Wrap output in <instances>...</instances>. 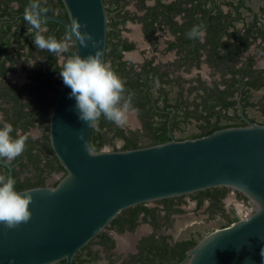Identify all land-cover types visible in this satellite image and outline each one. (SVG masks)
Returning a JSON list of instances; mask_svg holds the SVG:
<instances>
[{
	"label": "water",
	"instance_id": "1",
	"mask_svg": "<svg viewBox=\"0 0 264 264\" xmlns=\"http://www.w3.org/2000/svg\"><path fill=\"white\" fill-rule=\"evenodd\" d=\"M244 2L245 0H241ZM69 20L47 16L68 27L72 18L103 43L108 19L104 0H63ZM96 49L76 43L86 57ZM71 89L63 85L50 115L52 148L67 174L56 186L33 187L32 218L16 229L0 224V264H73L75 256L129 207L212 188L232 187L255 211L202 237L185 264H264V123L253 122L241 107L244 126L199 137L136 149H85L91 130L79 118ZM240 104V102H239ZM241 105V104H240ZM83 132L84 140H80ZM9 168L7 161H0ZM16 189V188H15ZM18 191V190H17Z\"/></svg>",
	"mask_w": 264,
	"mask_h": 264
},
{
	"label": "trees",
	"instance_id": "2",
	"mask_svg": "<svg viewBox=\"0 0 264 264\" xmlns=\"http://www.w3.org/2000/svg\"><path fill=\"white\" fill-rule=\"evenodd\" d=\"M14 0H0V22L4 14H9L14 11L10 3ZM121 1V0H120ZM22 7L17 11H23L25 6L29 5V0H20ZM190 2L191 6H182L183 1L165 3L163 0H157V4L148 8V17L151 22L146 27L147 36L151 37L155 31V23L165 21L171 28L179 32L178 41H180L182 48L185 50V61H192L200 66L203 52H207L208 61L216 62L222 67L230 70L232 67L233 77L231 80H224L222 84L224 88L219 86V83L214 82L212 85L200 82L198 85L189 86L186 89H181L176 97L170 96V90L166 89V85H172L173 79L169 77L168 71H161L159 67L152 66L151 61L140 72H136L133 68H127L126 62L121 61L122 51L133 48V44H129L119 37L116 30L118 21L110 23L112 27L108 31V44L106 50V61H112V68L126 81V88L134 93L133 106L138 110V116L142 121L144 135L148 138L147 142L142 141V135L139 131H127L123 127H117L112 122L100 118L96 127L91 130V147L94 151H101L106 145L115 146V140L120 139L123 141L121 149H136L144 146L155 144H162L169 142L172 137L170 131L175 133L182 128V125L191 121H196L198 124V131L188 137L178 138L184 140L188 138H199L207 136L216 130L232 127L244 126L246 122L242 119L240 110L241 107L246 109L255 105L251 102L250 91L252 88H259L264 85L260 76H257L251 68H236V65L226 67L228 63L235 60V56L243 49L249 47L257 37L264 36V19L261 21V15L252 7L247 6L241 0H226L224 3L232 12H225L222 4L212 3L213 0H185ZM141 3L146 6L145 0ZM42 6L49 9L48 15H53L58 10L60 17L69 20V14L63 0H47L42 1ZM249 11V15L244 13V10ZM185 13V21L178 23L175 17L177 14ZM200 14V16H199ZM249 19V20H248ZM241 23L243 27H238L237 24ZM49 27L45 35L55 36L61 39L68 31V27L57 22L47 21ZM15 23L7 22L0 29V76H4L6 71L12 70V67H6V62L9 60L12 63L16 62V57L11 48L14 43L18 42V48L23 45L29 44L30 50L28 53H21L22 55L32 57L36 51L33 44L35 30L27 34L24 44H21V37L30 26L24 20L18 24V29L13 30ZM193 26H203L206 31L205 40L202 39H189L186 33L193 28ZM233 28V30H230ZM118 39L116 42L115 39ZM156 39H154V42ZM178 45L171 43V47ZM76 53V44H74L68 54ZM4 56L2 60L1 57ZM45 57L48 58L46 64L48 72L39 69L35 71V76L32 78V83L29 85L32 91L39 94L38 100H33L32 103L25 105L38 109L36 116L34 111L25 112V105L20 104L18 101L24 97L23 88H4V90L13 91V98L17 101L16 109L17 115L12 121L14 128L13 137H16L18 128L21 127L23 133L26 135L29 130V125L34 124V121L39 116L41 119V126L45 129V136L47 143H45L40 152H34L36 141L28 136L26 142V150L19 156L20 159H27L28 162H21L20 169L24 170L33 165L36 168L33 176H27L21 179L20 171L14 169V178L16 179V190L22 191L33 187L44 186L46 176L44 173L56 171H64V166L59 161L58 157L53 153L50 143L49 135V117L50 111L54 107L56 97H46V91H55L58 95L64 85L63 79L59 81H52V74L59 69L58 57L48 51H45ZM251 63V61H250ZM249 77L248 80H245ZM159 85V87H157ZM28 87V86H27ZM157 89L158 96L154 95V90ZM7 93V92H6ZM193 95V96H192ZM238 95L241 96L240 100ZM192 96V97H191ZM34 101L36 103H34ZM239 102L241 107L239 106ZM233 113H230V111ZM264 111V110H263ZM246 113V112H245ZM247 114V113H246ZM248 115V114H247ZM35 116V117H34ZM22 118H27L26 124H22ZM251 121L256 122L254 118ZM116 149V148H115ZM47 152V161L42 163V153ZM53 154L50 158L49 155ZM0 175L8 176V169L0 164ZM58 182L55 184V186ZM228 189L226 187H212L201 194L194 197L199 200V205L203 203L205 198H210L215 207L222 210V199L225 197ZM182 200V196H175L165 198L162 201L166 204V216L169 218L173 212H182L181 209L175 207V201ZM145 213L147 220L148 217L152 218L153 224H159L156 215L158 209L148 208L143 204H138L122 210L119 215L111 222L112 226H118L124 230L128 226L130 230H134L137 225V219L141 213ZM238 221L237 218L231 219L224 227L231 225ZM96 239L91 240L80 252L75 256L73 264H100L104 257L101 256L100 251L94 248L95 243L104 244L108 250L115 247V241L109 236L107 232H101ZM199 239L191 237L189 239H181L173 244L168 241L167 236L160 238L151 235L145 237L139 245V252L131 255L128 264H174L183 261L188 252L198 243ZM115 259H111L108 264H114ZM55 264H66L65 260H61Z\"/></svg>",
	"mask_w": 264,
	"mask_h": 264
},
{
	"label": "flooded vegetation",
	"instance_id": "3",
	"mask_svg": "<svg viewBox=\"0 0 264 264\" xmlns=\"http://www.w3.org/2000/svg\"><path fill=\"white\" fill-rule=\"evenodd\" d=\"M47 1V0H42ZM165 3H172L177 2L178 0H163ZM180 1V0H179ZM182 6H191L190 2H184L185 0H182ZM226 0H213L212 3H224ZM248 0H245L244 2L247 4ZM105 6H106V12H107V19H108V31L112 29L110 26L111 22L118 21L117 24V31L119 33V37L126 41L129 44H133V48L128 50L122 51V59L121 61L126 62L127 68H133L136 72L142 71V69L147 65L149 61H151L152 66H157L160 68L161 71H168L169 77L173 79L174 83L172 85H166V89L170 90L175 88L176 92L175 95L172 96V93L170 94L171 97H176L177 93L182 89H186L189 86L198 85L200 82H205L206 84L212 85L214 82L219 83V86L221 88H224L225 85L222 84L224 80H231L233 77V71L232 68L230 70H227V68L222 67L221 65L217 64L216 62L208 61V54L207 52H203L200 66L196 63H192V61H185V50L184 47L182 48V45L180 41H178L179 32H176L175 29L171 28L168 24L165 23V21H162V18L160 22L155 23V31L152 34L151 37L147 36L146 34V27L151 22L150 18L148 17V8L153 7L157 4V0H145L146 6H144L141 3V0H104ZM30 3V0H29ZM10 5L14 8V11L10 12L9 14H4L0 22V29L7 24V22L15 23V26L13 27V30L18 29V24L24 21V10L27 6L24 7L23 11H17L22 7V4L20 0H14L10 3ZM223 10L225 12H232V9L228 7L225 4H222ZM251 7V6H250ZM263 10L260 13L261 15V21L264 19V7H262ZM256 11V10H255ZM258 12V11H257ZM244 13L246 15H249L248 10H244ZM47 16H58L59 12L56 10L53 15ZM200 16V14H199ZM62 18V17H60ZM63 19V18H62ZM176 21L178 23H183L185 21V13L182 12L180 14H177L175 17ZM249 20V19H248ZM50 21V20H47ZM54 21V20H53ZM238 27H243L241 23L237 24ZM46 28V32H48V25L47 22L44 25ZM230 30H233L231 28ZM34 31L31 29V27L23 34L21 37V44H24V40L27 38V34ZM204 31V37L202 41L205 40L206 37V31ZM264 31V28H263ZM45 32V33H46ZM44 33V34H45ZM154 39L156 41L154 42ZM115 41L117 42L118 39L116 38ZM177 43L178 45L171 47V43ZM107 44H108V37H107ZM20 45L18 42L14 43V46L11 48L13 53L15 54L16 62L12 63L9 60L6 62V67H12V70L6 71L4 76H0V122H8L12 124L13 119H15V115H17V109L16 106L17 101L14 100L13 91L11 90H4L8 88H23L26 87V89L23 92V98L21 101H18L20 104L25 105L26 103H29L33 100H38L40 98L39 94H37L35 91H32L29 87V85L32 83V78L36 75L35 71L41 69L44 72H48V66L46 64V61L48 58L45 57V51L47 50H39L36 48V51L34 53V56L29 57L22 55L19 57L20 52L21 53H28L30 50L29 44L23 45L22 48H18ZM19 49V51H18ZM107 50V48H106ZM70 56L68 53L63 54L62 56L58 57V66L60 67L65 59ZM1 59H4V56L1 57ZM106 61V57H105ZM251 61V63H250ZM108 63L112 64L111 60L107 61ZM1 63V61H0ZM232 65H236V68H251L254 73L257 76H260L262 79V82L264 83V36L257 37L256 41H253V43L247 47L246 49H243L239 52L237 56H235V60H231L226 67H230ZM206 70V71H205ZM60 68L56 70L54 74H52L51 80L56 82L61 79V76L59 75ZM191 73V74H190ZM249 77H246L245 80H248ZM192 83V84H190ZM28 86V87H27ZM159 87V85L157 86ZM7 92V93H6ZM255 92H260V98L257 102L252 101V98L254 96ZM57 92L53 91H46L45 90V96L46 97H57ZM154 95L157 97L158 92L157 89L154 90ZM251 95V102L255 103V105H251L250 107H256L258 110L264 115V85L259 88H252L250 91ZM241 96L238 95V99L240 100ZM35 100V101H36ZM55 100V103H56ZM34 101V103H36ZM55 106V104H54ZM241 107V105L239 104ZM34 107L25 105L24 111L25 112H31L34 111L36 116L38 114V109H33ZM54 108V107H53ZM52 108V110H53ZM246 109V113L247 110ZM50 114L47 115L49 117V135H50ZM137 113V118L142 124L141 119L138 116V110L135 111ZM241 113V110H240ZM35 117V116H34ZM250 118V117H249ZM251 119V118H250ZM27 118H22L21 123L26 124ZM41 119L38 116L37 119L34 121V124L29 125V130L26 132L27 136H31L34 141H36V146L34 149V152H40L42 146L47 143L45 136V129L41 126ZM127 131L133 130L126 127ZM134 131V130H133ZM17 133L22 134L23 130L21 127L18 128ZM174 137L178 139L175 136V133H173ZM51 143V140H50ZM52 146V145H51ZM120 149L118 146H113L112 149ZM53 149V148H52ZM53 153L55 154L54 150ZM56 155V154H55ZM53 154H50L49 157L51 158ZM43 161L42 163H45L47 161V152L42 153ZM28 162L27 159H20L16 158L10 162H8L13 167V177H14V169L20 171V178L25 179L27 176H33V174L36 171V168L31 165L29 168L21 170L20 169V163L21 162ZM2 166L8 169V175H9V168L2 163H0ZM44 173V176H46L44 186H55L57 182H59L67 173L64 171H56L53 170L50 173H47V170ZM55 174H59L58 177H54ZM228 189L225 197L222 199V210H219L217 207H215L212 203V200L210 198H205L203 200V203L199 205V200L195 198V195L201 194L202 191H206L208 189L196 191L193 193H188L181 195L182 200H176L175 201V207L178 209H181L182 212H173L170 214V217L168 218L166 216V204L163 202V199L154 200L150 202H144L141 203L145 205L148 208H156L158 209V214L156 215L159 224H153L152 218L148 217L147 220L145 219L146 215L145 213H141L137 219V225L135 226L134 230H130L128 226L124 227V230H121L118 226H112L111 223L103 230L102 232H107L109 236L115 241V247L113 249L108 250L107 247L104 244L95 243L94 248L96 250L100 251V254L102 257H104L106 264L109 263L111 259H115L116 262L114 264H128V261L130 260L131 255L137 254L139 252V245L140 242L145 238L149 237L151 235H155V237L160 238L161 236H167L168 241L170 243H174L181 239H189L191 237L197 238L195 235H190L189 237L184 238H177L172 234L170 231L175 227L176 222L179 218H182V215L187 214L186 217H191L189 210H187V205H191L192 208H194L196 211H199L200 209H203L210 212L212 214V217L214 215H220L224 218L226 226L228 222L233 219L237 218L238 220L243 218L238 213L236 215L234 212L230 211L226 207L225 199L229 195L231 191L234 192L235 196L237 198H240L244 204V206H250L251 211H255V205L251 202L249 198H247L242 192L233 189L232 187H226ZM189 213V214H188ZM209 213V215H210ZM245 217V216H244ZM211 219V215L210 218ZM202 238V237H201ZM201 238H198L199 240ZM97 241H100L99 238H95ZM126 239V240H122ZM125 241L128 243L125 245ZM189 253V252H188ZM186 259V258H185ZM185 259L183 261L174 263V264H185Z\"/></svg>",
	"mask_w": 264,
	"mask_h": 264
},
{
	"label": "clouds",
	"instance_id": "4",
	"mask_svg": "<svg viewBox=\"0 0 264 264\" xmlns=\"http://www.w3.org/2000/svg\"><path fill=\"white\" fill-rule=\"evenodd\" d=\"M49 9L42 6V0H30L24 10L23 19L35 30L33 44L39 50L62 56L79 42L84 48L96 49L94 54L86 57L79 53L68 56L59 67V75L65 86L71 89L70 98L76 100L79 118L90 128L96 127L103 116L117 127H124L129 119V113L135 112L133 106L134 93L126 88V81L103 59L104 50L93 33L85 31L88 25L78 17L72 18L68 31L61 39L45 35L47 13ZM187 38L203 39V26H193L186 33ZM14 128L11 123L0 122V161H12L26 150L27 135L17 133L13 137ZM80 140H84L83 132ZM85 149L92 155L94 149L85 142ZM16 179L10 175H0V224L8 229H16L21 224L28 223L32 218L30 204L34 197L31 192H20L15 189ZM260 255L264 257V249Z\"/></svg>",
	"mask_w": 264,
	"mask_h": 264
},
{
	"label": "rangeland",
	"instance_id": "5",
	"mask_svg": "<svg viewBox=\"0 0 264 264\" xmlns=\"http://www.w3.org/2000/svg\"><path fill=\"white\" fill-rule=\"evenodd\" d=\"M247 4L251 6L254 10L261 12L263 10L262 7H264V0H248ZM206 71V70H205ZM191 74V73H190ZM176 89L172 88L171 93L172 96L175 95ZM260 92H255L254 96L252 98V101L257 102L260 98ZM193 96V95H192ZM191 96V97H192ZM230 113H233L231 110ZM247 114L250 118H254L256 122L264 123V115L258 110L256 107H250L247 110ZM129 129H133L134 131H139V133L143 136L142 141L147 142L148 138L144 135L143 127L140 121L137 118L136 112H130L129 113V119L126 125L124 126ZM198 131V124L196 121H191L187 124L182 125V128L175 132V136L177 138L182 137H188L193 135L195 132ZM115 146H118L120 149L123 146V141L120 139L115 140ZM112 145H106L104 148H112ZM59 174H55L54 177H58ZM226 207L236 213H238L240 216L244 217L248 215L251 211L250 206H244L242 200L240 198H237L233 191L229 193V195L225 199ZM187 210H189V213L191 217H184L187 216V214L182 215V218H179L178 221L175 224V227L170 231L172 234H174L177 238H184L189 237L190 235H195L197 238H201L206 236L207 234L220 229L225 224V220L220 215H214L211 219L210 215L207 211L200 209L199 211H196L194 208H192L191 205H187ZM188 213V214H189ZM126 240V239H122ZM107 262L103 260L100 264H106Z\"/></svg>",
	"mask_w": 264,
	"mask_h": 264
},
{
	"label": "bare ground",
	"instance_id": "6",
	"mask_svg": "<svg viewBox=\"0 0 264 264\" xmlns=\"http://www.w3.org/2000/svg\"><path fill=\"white\" fill-rule=\"evenodd\" d=\"M127 243H128V241H127ZM127 243H126V241H125V245H126Z\"/></svg>",
	"mask_w": 264,
	"mask_h": 264
},
{
	"label": "crops",
	"instance_id": "7",
	"mask_svg": "<svg viewBox=\"0 0 264 264\" xmlns=\"http://www.w3.org/2000/svg\"><path fill=\"white\" fill-rule=\"evenodd\" d=\"M103 260H105V259L103 258ZM103 260L101 262H103Z\"/></svg>",
	"mask_w": 264,
	"mask_h": 264
}]
</instances>
